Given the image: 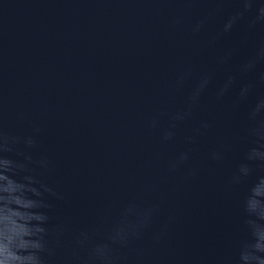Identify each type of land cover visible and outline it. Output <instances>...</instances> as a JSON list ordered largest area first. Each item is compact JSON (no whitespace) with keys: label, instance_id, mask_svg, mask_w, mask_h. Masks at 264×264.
<instances>
[{"label":"water","instance_id":"1","mask_svg":"<svg viewBox=\"0 0 264 264\" xmlns=\"http://www.w3.org/2000/svg\"><path fill=\"white\" fill-rule=\"evenodd\" d=\"M0 264H264V162L190 0H0Z\"/></svg>","mask_w":264,"mask_h":264},{"label":"clouds","instance_id":"2","mask_svg":"<svg viewBox=\"0 0 264 264\" xmlns=\"http://www.w3.org/2000/svg\"><path fill=\"white\" fill-rule=\"evenodd\" d=\"M261 14L264 15V8H261Z\"/></svg>","mask_w":264,"mask_h":264}]
</instances>
